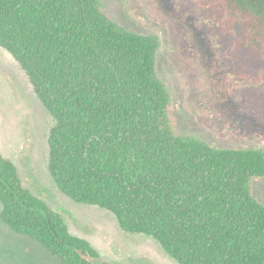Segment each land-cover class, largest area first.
<instances>
[{
  "label": "trees",
  "instance_id": "trees-1",
  "mask_svg": "<svg viewBox=\"0 0 264 264\" xmlns=\"http://www.w3.org/2000/svg\"><path fill=\"white\" fill-rule=\"evenodd\" d=\"M199 1L222 31L237 25L264 62V12ZM158 47L157 36L113 21L100 0H0V48L53 118L48 171L57 188L151 236L178 264H264V204L253 194L264 150L179 132ZM245 77L264 86V68ZM0 221L60 264H98L99 252L1 154Z\"/></svg>",
  "mask_w": 264,
  "mask_h": 264
},
{
  "label": "rangeland",
  "instance_id": "rangeland-1",
  "mask_svg": "<svg viewBox=\"0 0 264 264\" xmlns=\"http://www.w3.org/2000/svg\"><path fill=\"white\" fill-rule=\"evenodd\" d=\"M125 29L159 39L156 69L172 95L179 132L222 147L264 150V86L245 77L264 68L237 25L215 23L199 0H100ZM264 12V0H236ZM182 14L181 26L178 21ZM53 118L15 59L0 48V154L17 168L23 186L61 213L71 234L99 252L98 264H178L151 236L126 232L116 216L64 195L48 171ZM264 204V177L253 182ZM0 264H60L30 238L0 221Z\"/></svg>",
  "mask_w": 264,
  "mask_h": 264
},
{
  "label": "flooded vegetation",
  "instance_id": "flooded-vegetation-1",
  "mask_svg": "<svg viewBox=\"0 0 264 264\" xmlns=\"http://www.w3.org/2000/svg\"><path fill=\"white\" fill-rule=\"evenodd\" d=\"M176 18H178V21H175L176 23H178L179 25H181L182 27L183 26H186L183 22H182V14L179 15V16H175Z\"/></svg>",
  "mask_w": 264,
  "mask_h": 264
}]
</instances>
